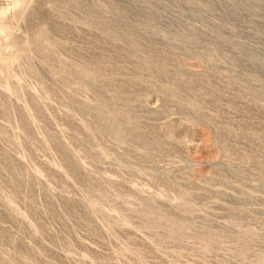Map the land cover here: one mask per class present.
<instances>
[{
    "label": "rangeland",
    "instance_id": "obj_1",
    "mask_svg": "<svg viewBox=\"0 0 264 264\" xmlns=\"http://www.w3.org/2000/svg\"><path fill=\"white\" fill-rule=\"evenodd\" d=\"M0 264H264V0H0Z\"/></svg>",
    "mask_w": 264,
    "mask_h": 264
}]
</instances>
